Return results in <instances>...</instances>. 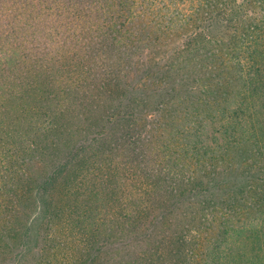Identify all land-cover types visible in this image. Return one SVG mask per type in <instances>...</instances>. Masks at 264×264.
<instances>
[{
	"label": "trees",
	"instance_id": "1",
	"mask_svg": "<svg viewBox=\"0 0 264 264\" xmlns=\"http://www.w3.org/2000/svg\"><path fill=\"white\" fill-rule=\"evenodd\" d=\"M0 264H264V0H0Z\"/></svg>",
	"mask_w": 264,
	"mask_h": 264
}]
</instances>
